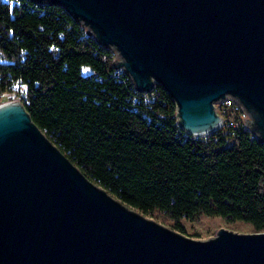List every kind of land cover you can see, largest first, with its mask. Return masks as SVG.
<instances>
[{"label": "water", "instance_id": "95a60500", "mask_svg": "<svg viewBox=\"0 0 264 264\" xmlns=\"http://www.w3.org/2000/svg\"><path fill=\"white\" fill-rule=\"evenodd\" d=\"M34 1L81 21L139 92L161 85L189 134L214 133V104L230 95L264 143V0ZM0 264H264V230L198 240L144 217L10 100L0 103Z\"/></svg>", "mask_w": 264, "mask_h": 264}, {"label": "trees", "instance_id": "16d2710c", "mask_svg": "<svg viewBox=\"0 0 264 264\" xmlns=\"http://www.w3.org/2000/svg\"><path fill=\"white\" fill-rule=\"evenodd\" d=\"M4 93L88 179L140 214L160 212L180 233L183 218L200 215L264 230V143L247 130L186 135L169 93L139 92L63 7L0 0Z\"/></svg>", "mask_w": 264, "mask_h": 264}, {"label": "rangeland", "instance_id": "374dc122", "mask_svg": "<svg viewBox=\"0 0 264 264\" xmlns=\"http://www.w3.org/2000/svg\"><path fill=\"white\" fill-rule=\"evenodd\" d=\"M120 69L122 70V67H120ZM89 72H90L89 68L87 67L83 68L84 74H89ZM10 100H19V99L17 98L15 93H4L3 95L0 96V103ZM144 217L172 229V224H173L172 221L167 219L160 212L156 211L153 212L151 215H147ZM181 224L185 229V233H181V234L189 238L198 239V240H206L207 238L214 237L215 232L220 229H227L238 233H250L255 231L254 228L248 223H244L242 221L227 222L217 216L209 217L205 215H200L195 220H189L183 218L181 220Z\"/></svg>", "mask_w": 264, "mask_h": 264}, {"label": "built area", "instance_id": "2783aa9c", "mask_svg": "<svg viewBox=\"0 0 264 264\" xmlns=\"http://www.w3.org/2000/svg\"><path fill=\"white\" fill-rule=\"evenodd\" d=\"M118 69L121 70L120 68ZM121 71H123V69ZM214 108L216 113L221 117V124L215 130L214 133H217L219 131L222 134L234 135L235 133H238L241 130L249 131L247 126H245L243 123V118H245V114L242 111L241 106L236 105V103L231 99L230 95H227L224 99H219L214 104ZM185 133L186 135H190L193 138H199L198 136H193L186 131ZM250 133L252 134V137H256L252 132ZM208 135L210 134H206L200 137L206 138Z\"/></svg>", "mask_w": 264, "mask_h": 264}]
</instances>
